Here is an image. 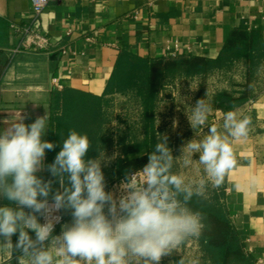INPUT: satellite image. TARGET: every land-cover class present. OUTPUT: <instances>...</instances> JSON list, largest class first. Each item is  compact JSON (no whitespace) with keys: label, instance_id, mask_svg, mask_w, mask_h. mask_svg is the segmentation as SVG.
<instances>
[{"label":"clouds","instance_id":"clouds-1","mask_svg":"<svg viewBox=\"0 0 264 264\" xmlns=\"http://www.w3.org/2000/svg\"><path fill=\"white\" fill-rule=\"evenodd\" d=\"M205 97L187 118L193 130L207 127V135L184 143L178 157L161 136L147 163L126 170L112 190L103 168L115 156L87 158V134L69 130L54 161L45 164L46 150L56 148L44 139L47 113L29 124L21 116L0 131V199L9 202L0 206V255L14 257L15 264H162L189 237H198L204 217L190 202L207 199L209 186L221 187L236 164L232 143L247 137L251 124L230 110L223 114V131L209 125L213 109ZM175 162L185 169L202 166L203 175L187 180L174 173ZM44 171L51 178L39 175ZM65 214L70 221L61 224Z\"/></svg>","mask_w":264,"mask_h":264},{"label":"crops","instance_id":"crops-1","mask_svg":"<svg viewBox=\"0 0 264 264\" xmlns=\"http://www.w3.org/2000/svg\"><path fill=\"white\" fill-rule=\"evenodd\" d=\"M31 15V0H0V131L21 116L29 124L46 113L49 128L56 90L103 96L123 51L147 60L216 58L234 29L257 31L264 40V0H50L39 19L50 49L15 51L19 37L10 23H27ZM257 61L264 64V54ZM51 78L62 88H53ZM252 98L244 109L257 131L235 140L236 164L225 176L223 201L244 252L264 264V88ZM44 139L50 141L49 129ZM8 203L0 199V206ZM0 264H15L14 257L0 255Z\"/></svg>","mask_w":264,"mask_h":264},{"label":"trees","instance_id":"trees-1","mask_svg":"<svg viewBox=\"0 0 264 264\" xmlns=\"http://www.w3.org/2000/svg\"><path fill=\"white\" fill-rule=\"evenodd\" d=\"M264 54V40L254 30L234 29L225 40L216 58L198 55H179L161 59H142L128 52H121L115 61L109 77L105 94L95 96L70 90L54 91L51 101V122L49 126L50 142L56 148L48 152L47 163L54 161L60 151L62 140L69 130L87 134L92 147L87 158L96 153L94 139L96 128L101 125L102 108L107 105L104 95L116 93H136L143 104L145 140L142 143L127 146L125 154L145 151L138 157L119 158L113 165L112 172L124 176L126 170H138L147 163V155L153 151L152 121L157 95L158 83L168 77L206 76L215 69L229 67L235 61H242L246 70V80L241 85L240 94L236 97L226 92L214 96L216 108L229 110L236 103L247 101L252 96L251 74L258 57ZM51 178L46 171L44 179ZM60 185L54 183V189ZM222 197L215 194L211 199H198L190 202L193 210L200 211L204 217L205 227L198 236L203 252L210 264H254L253 258L244 252L242 242L233 226ZM68 215H64V220Z\"/></svg>","mask_w":264,"mask_h":264},{"label":"rangeland","instance_id":"rangeland-1","mask_svg":"<svg viewBox=\"0 0 264 264\" xmlns=\"http://www.w3.org/2000/svg\"><path fill=\"white\" fill-rule=\"evenodd\" d=\"M226 68L221 71H211L206 76L168 77L158 83L152 121L153 145L158 142L161 136H167L168 145L173 150L174 157H178L181 155L182 145L188 140L203 139L207 135V127L193 130L187 116L191 113V108L195 106L196 101L205 97L206 92V102L213 109L209 115V125H215L223 131V114L230 110H237L239 115L247 116V111L244 109L246 101L235 103L232 108L226 111L216 108L214 96L217 93L226 92L236 97L240 94L241 85L246 80L242 61H235ZM253 69L251 94L252 101H255L259 92L264 88V64L261 61H256ZM191 86L196 90L193 91ZM255 90L256 92H254ZM107 98L108 104L102 108L101 125L96 128L98 137L94 139V149L100 155H103L104 152L107 157L115 156V159L103 168L107 190H112L124 178V176H118L112 172V164L116 159L135 155L133 152L125 154L124 149L136 142H141L145 137L143 124L145 118L142 100L136 93H116ZM256 131L257 129L252 127L249 133H256ZM234 143L235 141L232 143L233 152L236 151ZM195 158L198 159V155ZM173 171L183 174L187 180H197L203 175L202 166L193 165L185 169L179 162L174 163ZM223 186L224 183L218 189L209 186L207 198L211 199L215 194L222 197ZM60 229L61 226L55 232ZM181 261L183 264H210L198 237H189L171 256L164 258L162 264H180Z\"/></svg>","mask_w":264,"mask_h":264},{"label":"built area","instance_id":"built-area-1","mask_svg":"<svg viewBox=\"0 0 264 264\" xmlns=\"http://www.w3.org/2000/svg\"><path fill=\"white\" fill-rule=\"evenodd\" d=\"M49 1L50 0H31L32 15L29 21L23 24H16L13 22L10 23V28L19 37V47L16 48L15 51L31 48L38 51H48L50 49V41L46 36L43 35L39 25L40 16ZM50 84L53 88H62V85L57 78H51ZM63 223L64 218L61 221V224ZM61 224H57L56 229H58Z\"/></svg>","mask_w":264,"mask_h":264}]
</instances>
